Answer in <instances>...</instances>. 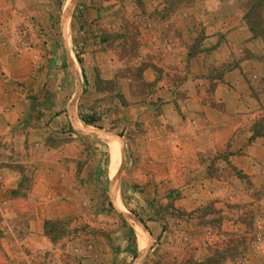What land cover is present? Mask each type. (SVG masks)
Instances as JSON below:
<instances>
[{
	"label": "rangeland",
	"instance_id": "374dc122",
	"mask_svg": "<svg viewBox=\"0 0 264 264\" xmlns=\"http://www.w3.org/2000/svg\"><path fill=\"white\" fill-rule=\"evenodd\" d=\"M245 1L25 3L29 13L20 16L24 22L16 25L14 37L29 44L23 46L31 56L25 57L32 73L26 85L35 92L41 86L38 103L45 112L34 115L41 123L38 138L56 148L64 147L72 136L90 135L92 141L78 142L76 168L69 177L72 189L61 192L60 179L56 180L52 207L56 217L44 220L45 244L37 250L26 246L25 255L12 257L10 264H112L117 249L136 253L140 209L128 204L139 187L134 184V192H127L122 184L140 163L134 157L135 136L144 135L145 124L164 126V105H173L175 117L181 116L192 89L199 93L204 88L205 98L214 104L210 96L237 66L236 58L252 55L232 45L224 60V49L219 48L231 36L224 29L244 14ZM1 13L9 24L13 17ZM25 25L35 28L37 43ZM198 56L208 68L202 77L190 71L191 60ZM261 58L264 62V54ZM109 75L110 79L103 78ZM251 80L246 87L254 95L253 89L263 85L254 77ZM11 83L20 91L18 80ZM29 96L26 101L32 100ZM259 103L258 110L246 113V128L233 134L225 151L201 160L196 178L208 192L201 193L200 206L184 211L168 201L167 210L160 208V192L153 193L158 197L153 202L159 205L156 215L162 213V236L150 248L140 243L146 253L140 264H264V105ZM92 119L90 124L83 121ZM19 171L20 188L28 192L34 174L23 166ZM4 206L0 201V221Z\"/></svg>",
	"mask_w": 264,
	"mask_h": 264
},
{
	"label": "crops",
	"instance_id": "0c3cea01",
	"mask_svg": "<svg viewBox=\"0 0 264 264\" xmlns=\"http://www.w3.org/2000/svg\"><path fill=\"white\" fill-rule=\"evenodd\" d=\"M33 1L35 0H0V15L2 16L3 11L4 18L13 17L7 24L9 29L5 19L0 16V23L3 24L0 25V201L5 202L0 225L6 226L3 227L4 234L0 238V264H10L9 260L14 256L23 257L26 246L37 250L39 245L45 244L42 238L44 220L56 217V209L52 210L56 205V180L60 179L61 192L72 189L69 177L76 164L74 159L77 158L75 155L78 152V142L82 145L86 139L92 141L90 135L72 136L64 147L56 148L52 145L45 146V141L38 138L41 132L38 126L41 123L35 122L34 115L45 112V107L38 103L41 86L37 85L38 93L33 87L26 85L32 73L27 68L30 62L25 57L31 56L25 52L23 46L27 47L29 44L14 37L16 25L24 22L20 16L29 13L25 3L30 4ZM15 9L19 11L15 12ZM238 17L235 18L236 22L224 29L225 32H231V36L219 48L222 46L224 49V60L232 45H240L252 55L236 58L237 66L223 76L210 96L214 104L205 98L207 94L204 88L199 93L192 89L188 93L190 103L182 108L178 119L175 117L174 106L164 105L161 115L164 126L145 124L144 135L135 136L134 157L140 163L130 178L123 177L122 184L123 191L127 192H134V184L139 187L135 190L137 193L133 196L131 194L128 204L131 208L138 206L140 209L138 223L141 228H137L136 245L138 248L133 254L117 249L113 253L112 264H140L146 254L141 251L140 246L147 244L146 247L150 248L162 236V213L160 210L159 215H156L155 210L159 205H154L158 200V197L153 196L155 191L160 192L162 197L160 208L166 206L168 201H171L174 208L184 211L200 206L201 193L208 192L207 189H202L200 179L196 178L201 168V160L206 155L225 151L233 134L240 133L243 127L246 128V113L253 108L258 110L259 102L264 105V100L260 99L264 98V62L261 58L264 54V37H254L245 24L243 15ZM32 25L25 27L33 42L37 43L39 35H35L36 30ZM191 63L190 71L194 73V77H202L208 71L201 56L194 57ZM47 77L49 81L53 78L49 73ZM253 77L263 85H255V96L246 87L248 80L253 83ZM103 78L111 77L109 75ZM14 80L22 84L18 92V88H14L11 83ZM29 95L33 98L26 101ZM215 103L222 104L223 109ZM169 143L176 146H170ZM19 166L34 174L30 188L26 189L28 192L20 188L22 175ZM148 184L149 186H143ZM22 192L27 193L25 198ZM166 209L169 210L167 206Z\"/></svg>",
	"mask_w": 264,
	"mask_h": 264
},
{
	"label": "trees",
	"instance_id": "16d2710c",
	"mask_svg": "<svg viewBox=\"0 0 264 264\" xmlns=\"http://www.w3.org/2000/svg\"><path fill=\"white\" fill-rule=\"evenodd\" d=\"M243 11V20L252 35L256 38L264 37V0L245 1ZM83 121L85 124H90L94 119L90 120V122Z\"/></svg>",
	"mask_w": 264,
	"mask_h": 264
}]
</instances>
